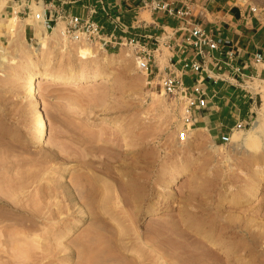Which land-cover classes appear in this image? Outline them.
<instances>
[{"label": "rangeland", "instance_id": "rangeland-1", "mask_svg": "<svg viewBox=\"0 0 264 264\" xmlns=\"http://www.w3.org/2000/svg\"><path fill=\"white\" fill-rule=\"evenodd\" d=\"M230 2L257 6L264 29V0ZM20 10L0 0V264H264V135L251 129L264 120L260 83L229 143L217 137L234 112L179 143V114L126 49L73 44ZM31 73L75 77L37 81L40 143Z\"/></svg>", "mask_w": 264, "mask_h": 264}, {"label": "built area", "instance_id": "built-area-1", "mask_svg": "<svg viewBox=\"0 0 264 264\" xmlns=\"http://www.w3.org/2000/svg\"><path fill=\"white\" fill-rule=\"evenodd\" d=\"M10 1L18 2L23 16H31L46 33L57 27L61 38L76 45H93L106 52L126 49L146 84L169 100L179 114V143L187 142L190 131L200 122L199 117L221 111L218 82H230L228 76L243 82L240 77L244 76V69L250 65L264 66L262 49L252 51L250 61L243 60L247 52L241 46H248L247 43L221 35L219 27L211 22L210 18L216 17L217 0H115L111 4L106 0ZM31 3L38 9H32ZM236 7L245 20H258L257 6ZM126 13L131 14L130 24L124 21ZM97 14L102 16L101 21L95 18ZM163 16L177 24H161ZM152 25L154 32L148 31ZM246 86L254 103L255 89L250 83ZM244 127V121L237 118L217 138L227 144L230 133Z\"/></svg>", "mask_w": 264, "mask_h": 264}, {"label": "crops", "instance_id": "crops-1", "mask_svg": "<svg viewBox=\"0 0 264 264\" xmlns=\"http://www.w3.org/2000/svg\"><path fill=\"white\" fill-rule=\"evenodd\" d=\"M71 1V0H66ZM115 0H106L109 4L114 2ZM230 0H217L214 4V15L216 17L210 18L211 22L220 29V34L223 36H229L235 40H238V42L241 43H247L248 46H241L246 50V54L243 57V60L250 61V53L254 51L256 48H260L264 51V29L262 26L255 25V19L249 18L248 20H245L243 17H241V14L239 13L238 8L236 7V4H230ZM122 4V3H121ZM76 4L73 5L72 10H76ZM213 10V9H211ZM97 20H102V16L100 14H97L95 16ZM153 20V17L151 18ZM207 21V18H205ZM124 21L127 24H130L131 22V14L126 13L124 16ZM154 21V20H153ZM156 25L158 22H155ZM161 24L165 25H176L177 21L168 18V17H161ZM212 24V25H213ZM30 29L35 31L34 24H29ZM211 26V25H210ZM159 29V28H158ZM156 28L154 25L152 27L148 28V31H155ZM139 32H144L142 29H138ZM253 44L258 46H253ZM249 53V54H248ZM249 64V63H248ZM244 76L240 77V79L245 82H241L238 79H236L234 76H228L230 82H218L217 86L220 88L221 92V111L219 113H207L202 117H199V124L196 126L195 129L199 128H207L208 126H211L212 123H215V128H220V126L223 124L218 123L216 124V121H213L214 116L221 115L224 112H234L236 115V119H240V115L247 114L249 112L254 111V107L250 100V95L248 92L249 88L246 86L247 83L253 84L255 81H258L260 84L264 82V66H256L255 68L253 66H249L248 68L244 69ZM253 74L250 76V74ZM230 75V72H228ZM234 79V80H232ZM263 80V81H262ZM239 84H236L238 83ZM239 85V86H238ZM256 89V88H255ZM241 101V103L239 102ZM242 104L241 110L239 104ZM246 104V105H244ZM247 108V110H245ZM237 112V113H236ZM219 117V116H218ZM244 120V119H243ZM245 121V120H244ZM221 129V128H220Z\"/></svg>", "mask_w": 264, "mask_h": 264}, {"label": "bare ground", "instance_id": "bare-ground-1", "mask_svg": "<svg viewBox=\"0 0 264 264\" xmlns=\"http://www.w3.org/2000/svg\"><path fill=\"white\" fill-rule=\"evenodd\" d=\"M37 31L40 32V30H37ZM41 31H42V29H41ZM39 32H35V37L37 38L38 46H40V45L43 46L42 44L46 43L45 42L46 40H45V38H43L42 33L40 32L41 33L40 34ZM53 32L56 34V32H58V28L56 27ZM74 78L75 77H73L72 75L58 76V75H53V74H48V73H41V74L31 73L30 75L27 76V78L25 80V88H26V95H28L31 99L30 104H29V108L31 109V111L34 114L35 122H34L33 137H34L36 143H40L43 140L42 138H43V134H44V127L46 125L45 116H44V113L42 110L41 101L39 100V98L36 94V92H37V89H36L37 81L49 79V80L58 81L61 83H69L72 80H75ZM99 78H104V76H102L100 74H93L88 79L89 80H98ZM80 80L81 81L87 80V78L82 77ZM257 87L259 88V90L261 92V98H262L263 103H264V82L262 84H257ZM251 129H252L253 134H255V136H257V137L260 136L262 133L264 135V120H261V119L255 120L254 125L252 126ZM253 141H254L253 137H245V138L242 137V138H240V142H241L240 144H242V145H247L248 143L250 144V142L252 143ZM204 239H205V241L210 242L211 245L214 247L218 245L215 241H212L208 236H205Z\"/></svg>", "mask_w": 264, "mask_h": 264}]
</instances>
